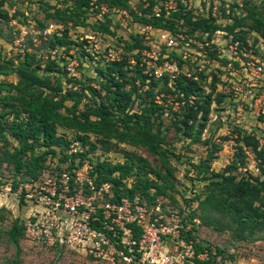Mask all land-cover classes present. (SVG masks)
<instances>
[{
    "label": "trees",
    "instance_id": "1",
    "mask_svg": "<svg viewBox=\"0 0 264 264\" xmlns=\"http://www.w3.org/2000/svg\"><path fill=\"white\" fill-rule=\"evenodd\" d=\"M4 1L0 0V20H9V12L3 7ZM142 1L138 11L136 5L130 4V0H74L72 6H50L53 11H48L47 16L71 20L75 26L82 25V14L93 12L91 8L94 5H103L110 10V14H107L105 19L94 22L92 26L96 28V32L113 34L110 23L121 28L117 21L112 20V16L116 15L113 13L128 11L129 31L135 38H132L134 43L126 44L136 51L137 59L138 54L140 55V65L142 50L149 49V45L139 33L141 24L182 32L194 38L197 34L202 37L207 34L205 37L209 41L210 35L215 31H227L231 34L232 41H239L240 48L257 56L255 53L261 51V47L256 42L249 43L241 35L244 31L240 30L243 23H246L248 29L255 32L264 45V12H255L250 8L251 4L246 6V10H250L246 15L235 17L232 23L223 27L217 23V17L211 15L212 7L209 8L207 16H199L190 10V6L178 1V8L170 11L169 16L162 11L157 17L153 14V7L159 0ZM137 37L144 40V43L140 45L135 42ZM71 40L73 39L68 37L67 30L53 33L49 47L51 51L60 48L67 50ZM80 41L88 42L85 38ZM82 46L87 50V43ZM214 56L224 61V65L227 63V59L220 57L218 52ZM259 58L262 59L261 56ZM72 59L71 55L65 62L50 55L44 59L28 49L23 50L22 57L17 61L0 57V76L13 74L17 78L12 82L0 80V142L3 147L0 162L10 167L14 175L10 189L16 191L21 179L35 182L46 171L60 177L62 173H67L70 178L75 179V170L82 167L87 160L91 164L88 176L93 189H90L89 182L84 181L81 187L85 195H92L102 184L109 183L112 201H119L122 197L130 200L138 198L148 206H154L161 200L163 213L172 210L185 224L191 223L190 229L184 233L186 239H200L197 230L207 226L219 230L229 229L232 239L247 243L244 248L238 247L234 253H229L225 247L204 244L199 240L195 245L197 252L206 248L224 257L241 260L238 258L241 250L249 247L251 241L264 234V146L260 137L255 133L239 130L233 158L228 166L220 171L211 167L212 159L215 158L211 152H207L197 163H191L195 179L206 183L204 195L195 193L189 199L196 201L197 206L193 209L194 214L185 218L181 209L175 206L176 201L172 193L175 189V177L171 158L177 160L180 154L173 153L167 147L169 142L164 130H169L170 127L165 126L163 130L162 122L155 119L156 112L163 109V106L155 101L156 93L163 88L171 90L184 102L181 116L179 115L172 124L180 127L190 142L199 141L211 111L212 94L216 92L219 77L214 75L215 80L210 81V91L206 93L202 83L206 71H194L193 67L183 68L190 60L184 61L178 57L181 69L179 73L173 77L162 75L155 78L143 73L140 68L129 75L126 60L120 57L116 60L97 61L95 72L100 77L98 88L91 84L81 89L64 88L59 76L67 75L65 81L71 82L73 78L69 76L67 64ZM234 66H238L237 61H234ZM141 68L144 70L143 65ZM187 72L191 75L187 76ZM159 85L160 88L155 91ZM170 86H173L174 90ZM85 89L93 102L83 103V109H80L79 106L85 98ZM223 97V93H216L214 101L220 103ZM96 98H100L99 101ZM139 98L140 107L136 111L134 106ZM67 102H71V105ZM258 118L264 123V114ZM59 127L68 130V133H59ZM92 137L96 138L95 142H92ZM9 142L15 143L12 149L8 146ZM73 142H79L83 149L69 152ZM112 144H124L130 148V151L122 154V162L112 163L107 158L94 157V150L98 145L101 151H109ZM137 150L148 152L157 163L154 165L147 157L138 155L135 152ZM249 152L254 154L260 174L235 173L238 170L248 171L246 158ZM49 160L56 163H52L54 165L50 167ZM63 165L65 167L62 168ZM16 177L20 178L17 180ZM72 180L69 179V183H72ZM70 187L72 188V185ZM25 194V189H22L19 202H23ZM98 211L101 212L100 209ZM195 218L199 220L198 223L193 221ZM94 224L97 225L98 222ZM24 230V224L15 219L5 231L8 241L15 246V259H18L21 252L20 240L24 237ZM195 261L198 264H208L206 261Z\"/></svg>",
    "mask_w": 264,
    "mask_h": 264
},
{
    "label": "rangeland",
    "instance_id": "2",
    "mask_svg": "<svg viewBox=\"0 0 264 264\" xmlns=\"http://www.w3.org/2000/svg\"><path fill=\"white\" fill-rule=\"evenodd\" d=\"M74 0H5L3 7L9 12V20H0V57L12 61H17L22 57L23 50L28 49L30 52L35 53L37 56H41L44 59L48 55L54 56L57 60L65 62L69 60V56L73 57L69 61L73 71L69 76L73 79L70 83L65 80L67 75H60L59 78L63 87H73L81 89L86 85H93L98 88V81L100 77L96 75L95 66L98 60H106V55L109 50L115 51L118 57H124L127 63V69L129 75L133 74L139 68L142 70L138 59L136 58V51L129 48V45L134 43L132 38L133 33H130L128 28H118L111 25L113 34H107L102 32H96L95 27L92 26L94 22L93 17L90 14H82L81 18L84 19V24L74 25L73 21L68 19H57L47 16V12H52L53 9L50 6L64 7L65 5H73ZM133 5H136V9L139 11V6L143 4L142 0H130ZM190 10L199 16H207L210 7H216L217 23L221 26L229 25L233 22L235 17H242L246 15L250 10H246L247 4H251L250 8L254 9L257 13L264 12V0H188ZM210 1V3H209ZM224 10H226L224 12ZM228 10V12H227ZM213 11V10H212ZM212 13V12H211ZM229 13V15H228ZM13 15V16H12ZM212 15V14H211ZM214 17V16H213ZM117 18H112L113 21ZM247 21V20H246ZM248 22V21H247ZM124 27V26H123ZM188 29V27H185ZM244 31L242 37L248 40L249 43L256 42L261 51H258L257 57H262L264 67V45L261 40L258 39L255 32H252L243 23L241 28ZM67 30V35L72 42L70 47L66 50L60 48L57 51H51L50 37L53 33H60ZM231 34L227 31L219 30L214 32L210 36L209 45L200 46V43L204 42V36H197L194 38L196 44L191 43V50L195 49L197 52H192V61H188L183 68H191L192 70L199 71L201 67L207 73L204 78L203 88L207 93L210 91L209 83L215 80L214 75L219 77V82L216 86V92L212 94L211 111L208 116L206 125L201 133V139L196 142H190V139L185 136L181 128L176 127L172 122L183 112L184 102H182L176 94L171 90L163 88L162 91L156 93L155 101L163 106L161 111L156 112V121L162 122V128L169 126V130H164L166 139L169 142L167 147L175 154H180L179 159L171 158V164L174 169V185L175 189L172 191L176 205L178 209H181V214L185 218L194 214L193 209L197 206L196 201H190L191 197L195 193H200L201 196L205 192V181L201 179H195V172L191 168V163H197L200 158H203L207 152L213 153L215 156L212 159L211 167L216 171H220L231 162L233 158L234 149L236 147V135L237 133L248 132L255 133L260 137V142L264 146V123H262L258 116L261 114L263 108V101L257 102L252 94H264V78L252 79L254 83L259 86L246 87L250 88L252 94H246L245 100H241L238 96L243 91L242 79L238 74H230V71L224 67V61L219 60L214 54L218 52V48L225 47L226 43L231 39ZM89 38L88 42L80 41V37ZM135 38V37H134ZM135 42L140 45L144 43L140 37H137ZM83 43H87V50L82 48ZM156 43V42H155ZM213 43V44H212ZM216 44V45H214ZM156 49V47H155ZM161 46V51L163 52ZM263 52V54L261 53ZM254 53V52H253ZM223 55L228 58L229 53L227 50L223 52ZM254 55V54H253ZM142 56V55H141ZM188 63H191L189 65ZM144 73V72H143ZM17 78L15 75L10 74L8 76H0V80L12 82ZM174 90L173 86H170ZM146 88V87H145ZM160 85L155 88L158 91ZM216 93H223L224 97L220 103L214 101V95ZM84 99L80 104V109H83V103H92L89 92L84 90ZM100 98H96L99 101ZM71 105V102H67ZM140 107V98L137 99V104L134 106V110H138ZM197 126L194 127L196 132ZM193 132V133H194ZM68 133V132H67ZM92 142L96 141L95 137L91 138ZM14 142H9V148H13ZM217 147H219L217 149ZM3 150L2 143L0 142V153ZM125 151H130V148L124 144H112L109 151H101L100 145L94 150V157L107 158L110 162L115 163L122 159V155ZM108 152V154H105ZM138 155L147 157L154 165L157 163L155 158L148 152L135 151ZM216 152V153H214ZM254 154L249 152L246 158V167L248 171H235L239 174L252 173L253 175H259L260 172L256 167V161ZM56 163L51 160L48 164L52 167ZM77 163V162H76ZM65 165L62 166V168ZM87 169L83 165L75 170L72 183H65L66 178L62 175L55 176L48 171L41 176L40 179L28 181L21 179L16 191L10 189L11 182L14 175L5 163L0 162V264H106L105 262H94L85 257L81 252L74 251L66 245H60L59 243L50 245L46 242H41L44 238V234H32L29 237H23L20 240L21 252L18 259H15V246L11 244L5 233L12 221L17 219L19 223H23L25 228L26 224L30 221H35L38 217L40 222L45 224L46 228L48 223L43 215L49 208H52L54 204L59 200L60 196L67 198L73 196H82L84 199L87 195H83L78 191L82 181L87 178ZM250 171V172H249ZM20 177H16L18 180ZM72 185V188L70 187ZM22 189H25V196L23 202H19L20 193ZM108 194H101L96 196V204L102 202L109 197ZM91 196H94L93 194ZM63 198H61L62 200ZM173 204V203H172ZM57 216L63 218L66 217V213L59 209ZM201 226V225H199ZM197 234L200 237L198 240H202L204 244L209 243L212 246L225 247L229 253H234L238 247L244 248L247 244L241 240L232 239L230 230H219L213 227H200L197 230ZM250 246L241 250V254H238V258L243 260L244 264H264V234L251 241ZM242 245V246H241ZM240 256V257H239Z\"/></svg>",
    "mask_w": 264,
    "mask_h": 264
},
{
    "label": "built area",
    "instance_id": "3",
    "mask_svg": "<svg viewBox=\"0 0 264 264\" xmlns=\"http://www.w3.org/2000/svg\"><path fill=\"white\" fill-rule=\"evenodd\" d=\"M178 1L189 5L188 0H159L153 7V14L158 17L164 11L165 15L169 16L170 11L178 8ZM130 4L133 5V2L130 1ZM91 9L93 12H90V16H94L92 22L97 23L110 14V10L103 5L101 7L94 5ZM95 9L97 10L95 11ZM212 10V16H216V7L213 6ZM113 14L116 15H113L112 18L117 16L115 21L121 28H128L130 23L128 11L123 10ZM179 22L182 23V20ZM215 32H219V30ZM139 33L149 45V49H144L141 52L143 72L149 76L160 78L162 75H168L173 77L181 70L178 57L184 61L193 60L190 47L191 43L196 44L193 37L182 32L157 28L151 24L139 25ZM82 39L84 37H80V40ZM85 39L89 41L87 36ZM204 44L209 45L208 40L200 43V46ZM161 46H163V52ZM225 50L229 53L228 58L223 55ZM192 52H197V50ZM218 54L227 59L224 67L230 71V74H238L242 79L240 85L243 86V91L241 90L238 97L245 100L246 94H252L251 89H246V87L259 86L252 79L264 78L263 60L240 48L239 41L231 39L222 50L221 47L218 48ZM119 58L115 51L107 52V61ZM234 61L238 62V66H234ZM67 69L70 72L73 71L71 64L67 65ZM198 70H201V67ZM186 74L187 76L191 75L190 72ZM194 78L196 79V77ZM252 95L257 96L255 101H263L264 104V94L256 95L254 93ZM260 112L264 114V105ZM82 149L79 142H73L69 152ZM85 164L88 167L87 178L82 183L89 182L90 189H93L88 176L91 164L87 160L84 161L83 165L85 166ZM62 175L66 178L67 185L70 176L67 173H62ZM76 178L77 175L75 180ZM78 191L80 193L82 191V194L85 195L83 187L80 186ZM103 193L108 194L109 199L103 200V196H101L102 202L97 205L95 198ZM93 195H87L85 199L82 196L75 199L73 196L68 198L60 196L54 206L43 215L49 226L43 228L45 224L40 222L38 217L35 221H29L26 224L24 236L29 237L30 233L44 234L41 242L50 245L59 242L74 251L81 252L85 257H89L95 262H105L106 264H198L196 259L206 261L208 264H244L243 260H233L206 248L197 252L195 245L199 240L184 237V233L190 229L191 223L185 224L181 217L172 210L163 213L161 200H158L154 206H148L138 198L130 200L127 197H122L119 201H112L109 183L102 184L98 190L93 191ZM61 198L63 199L61 200ZM59 209L66 213V217L57 216ZM193 221L199 222L197 218ZM94 222H98V224L95 225Z\"/></svg>",
    "mask_w": 264,
    "mask_h": 264
},
{
    "label": "crops",
    "instance_id": "4",
    "mask_svg": "<svg viewBox=\"0 0 264 264\" xmlns=\"http://www.w3.org/2000/svg\"><path fill=\"white\" fill-rule=\"evenodd\" d=\"M58 132H59V133H62V132H68V130H66V129L62 128V127H59V128H58ZM121 155H122V154H121ZM123 160H124V157H123V155H122V159L119 160V161L122 162Z\"/></svg>",
    "mask_w": 264,
    "mask_h": 264
}]
</instances>
